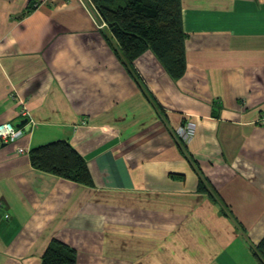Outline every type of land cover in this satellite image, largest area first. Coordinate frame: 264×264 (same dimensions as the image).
<instances>
[{
	"label": "crops",
	"instance_id": "0c3cea01",
	"mask_svg": "<svg viewBox=\"0 0 264 264\" xmlns=\"http://www.w3.org/2000/svg\"><path fill=\"white\" fill-rule=\"evenodd\" d=\"M181 3L187 69L175 81L150 51L131 75L87 0H0V124L29 120L0 143V264H42L54 239L77 264H257L264 0ZM58 141L93 187L32 167L30 151Z\"/></svg>",
	"mask_w": 264,
	"mask_h": 264
},
{
	"label": "trees",
	"instance_id": "16d2710c",
	"mask_svg": "<svg viewBox=\"0 0 264 264\" xmlns=\"http://www.w3.org/2000/svg\"><path fill=\"white\" fill-rule=\"evenodd\" d=\"M108 27V33L119 45L118 57L133 75L134 63L152 52L175 81L186 74L187 35L183 28L181 0H91ZM35 7L31 2L25 14ZM183 142L182 140H179ZM183 143H186L185 141ZM32 167L78 185L93 187V178L85 159L66 141H58L30 151ZM196 165V163H195ZM198 191L223 207L222 214L231 218L204 179ZM257 264H264V238L253 247ZM77 251L54 239L42 257V264H77Z\"/></svg>",
	"mask_w": 264,
	"mask_h": 264
},
{
	"label": "built area",
	"instance_id": "2783aa9c",
	"mask_svg": "<svg viewBox=\"0 0 264 264\" xmlns=\"http://www.w3.org/2000/svg\"><path fill=\"white\" fill-rule=\"evenodd\" d=\"M87 1L90 3L91 8L94 11L95 15L97 16V18L101 21V25H102L101 27L102 28L107 27V24L101 17V14L97 10L93 2L91 0H87ZM23 115L25 118H27L29 116V113L23 112ZM194 132H195L194 129L188 126L186 128H181L177 133H178V137L186 142L190 138V136L194 134ZM23 135H24V131L22 129L15 127V125H13L12 123L0 124V143L2 144H12L20 140L23 137ZM19 152L23 154L25 153V150L21 148L19 149Z\"/></svg>",
	"mask_w": 264,
	"mask_h": 264
},
{
	"label": "water",
	"instance_id": "95a60500",
	"mask_svg": "<svg viewBox=\"0 0 264 264\" xmlns=\"http://www.w3.org/2000/svg\"><path fill=\"white\" fill-rule=\"evenodd\" d=\"M28 123H29V120H24L17 126V128L21 129L24 126L28 125Z\"/></svg>",
	"mask_w": 264,
	"mask_h": 264
}]
</instances>
